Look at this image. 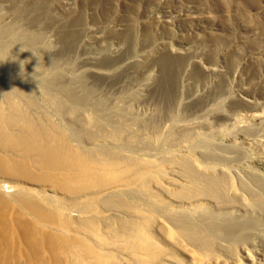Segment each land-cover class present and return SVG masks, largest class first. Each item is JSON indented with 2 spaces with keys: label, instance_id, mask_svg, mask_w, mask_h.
Wrapping results in <instances>:
<instances>
[{
  "label": "rangeland",
  "instance_id": "374dc122",
  "mask_svg": "<svg viewBox=\"0 0 264 264\" xmlns=\"http://www.w3.org/2000/svg\"><path fill=\"white\" fill-rule=\"evenodd\" d=\"M0 46L12 59L7 69L0 68V88L8 96L51 111L58 104L55 95L68 87L67 102L90 99L120 111L131 132L151 145L165 139L184 159L189 138L190 144L207 140L217 155L230 159L217 170L241 176L239 184L230 181L231 189L222 188L226 211L241 215L247 208L261 216L250 203H264V0H0ZM29 91L40 95L39 103ZM42 107L23 111L54 134V115ZM6 147L0 150L16 161L32 159ZM165 167L159 186L167 184L171 169ZM208 197L206 205L217 210ZM155 225L153 242L143 248L136 244L131 252L111 245L123 260L109 264L230 260L227 242L214 238L213 249L187 246L168 235L174 221L159 219ZM231 226L240 229L242 223ZM9 230L7 219L0 220V264H25L16 258L22 253L10 242ZM256 242L254 237L242 247ZM39 251L42 258L25 250L28 259L37 258L34 264H53L46 249Z\"/></svg>",
  "mask_w": 264,
  "mask_h": 264
},
{
  "label": "bare ground",
  "instance_id": "6f19581e",
  "mask_svg": "<svg viewBox=\"0 0 264 264\" xmlns=\"http://www.w3.org/2000/svg\"><path fill=\"white\" fill-rule=\"evenodd\" d=\"M38 38L28 40L32 44ZM11 61L0 52V68L7 69ZM29 93L40 102V95ZM65 94L71 98L70 88L55 95L58 104L50 111L0 88V146L13 145L21 156L32 157L16 161L9 151L0 150V220L9 223L10 242L22 253L17 259L37 263L25 250L42 258L39 249H46L53 264H60L62 256L63 264L121 262L120 250L134 252L136 244L143 248L153 242L155 224L162 219L175 222L168 235L187 246L213 249L215 239L227 242L223 248L230 260L223 264H264V203H250L260 209V218L244 207L241 215L226 211L221 199L222 188L231 189L230 181L236 185L241 180L238 172L217 170L229 158L217 155L207 140L190 144L189 138V159H184L167 148L165 139L151 145L131 132L120 111L91 104L90 99L87 105L67 102ZM25 107L51 112L54 134L27 118ZM164 165L171 170L167 184L159 186ZM208 196L214 197L217 210L206 205ZM238 221L240 229L231 226ZM254 237L257 244L244 249ZM116 243L121 246L117 252L111 247Z\"/></svg>",
  "mask_w": 264,
  "mask_h": 264
}]
</instances>
